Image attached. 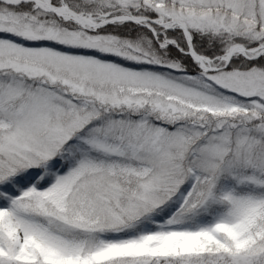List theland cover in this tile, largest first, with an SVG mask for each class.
I'll return each instance as SVG.
<instances>
[{
	"label": "snow or ice",
	"instance_id": "1",
	"mask_svg": "<svg viewBox=\"0 0 264 264\" xmlns=\"http://www.w3.org/2000/svg\"><path fill=\"white\" fill-rule=\"evenodd\" d=\"M0 264H264V0H0Z\"/></svg>",
	"mask_w": 264,
	"mask_h": 264
}]
</instances>
